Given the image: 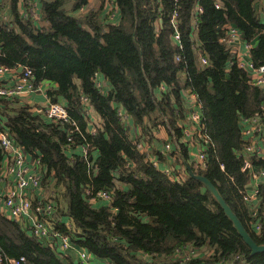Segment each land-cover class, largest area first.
Wrapping results in <instances>:
<instances>
[{
  "label": "trees",
  "instance_id": "1",
  "mask_svg": "<svg viewBox=\"0 0 264 264\" xmlns=\"http://www.w3.org/2000/svg\"><path fill=\"white\" fill-rule=\"evenodd\" d=\"M23 1L30 7L32 0ZM66 1L40 0L34 20L21 15L19 0H8L9 18L0 17V65L29 68L35 87L55 83L48 97L62 101L69 116L67 122L49 120L18 98H0V128L40 160L43 181L54 182V228L111 264H264V251L250 255L212 193L189 175L181 160L189 161V148L178 125L184 97L194 94L198 126L210 142L201 143L203 167L187 164L213 182L253 239L264 244V199L259 196L251 209L242 198L250 180L242 170L245 160L264 169L262 154L245 157L252 137L242 134L244 119L264 116V89L251 83L222 39L232 25L246 42L256 41L249 49L253 66L264 63V22L253 0H110L116 22L101 16L106 0L80 14L74 12L88 0H75L70 9ZM100 77L102 86L96 84ZM81 97L99 118L94 132ZM158 126L179 145L169 140L164 144L172 149L163 151V145L155 152L157 161L167 163L176 155L169 173L138 148L143 137L131 136V127L144 136ZM75 146L84 154H67ZM4 158L0 149V169ZM102 190L111 198L92 200ZM63 215L70 226L60 222ZM186 248L198 254L177 253ZM0 254V264L20 258L19 264H73L2 212Z\"/></svg>",
  "mask_w": 264,
  "mask_h": 264
},
{
  "label": "built area",
  "instance_id": "2",
  "mask_svg": "<svg viewBox=\"0 0 264 264\" xmlns=\"http://www.w3.org/2000/svg\"><path fill=\"white\" fill-rule=\"evenodd\" d=\"M32 4V2L30 3ZM31 6V5H30ZM218 7V3L216 4ZM83 10V8H80ZM23 17H32V19L37 20L39 18V13L33 5L29 7L28 10L20 11ZM175 25V32L173 34V39L179 41V33L177 31V26ZM223 41L231 47L232 52L237 53L234 48H236L237 41L239 42L240 34L239 31L232 25H228L226 29L225 36L222 38ZM199 61L201 65L207 63L204 56L199 55ZM238 61V60H237ZM239 66L244 67V64L240 61ZM253 67V81L255 84L264 89V63L258 67ZM14 70L7 68L4 65H0V98L11 100L14 98H20L23 94L35 91L38 87H35L31 77L32 72L27 67H22L19 74L11 76L13 78L8 79V83H1V79L4 78L6 74L12 73ZM98 86L101 83L100 80H96ZM82 103L86 105V115L89 117L92 109L88 105L86 98L81 97ZM40 111L49 120L69 121V116L64 104L60 102L50 101L46 105H43ZM119 115L122 119H128V116L124 111L119 110ZM258 117L244 119V125L242 129V134L249 140L250 137L254 138V133L261 132L262 126L258 122ZM200 113H193L191 119L197 125H200ZM195 133L197 136V151L195 153L194 163L197 166L203 167L205 160V153L202 149L201 143L209 144L210 140L207 136L201 133L200 127H195ZM250 143L246 146L245 157H248L249 152L255 153L257 155L262 154V149L254 140L251 138ZM142 146L141 143L138 144V148ZM0 149L5 153V158L7 159L6 164L2 165L0 169V177H5L8 175H14L13 182L7 188L5 192H0V212H2L6 217L16 221L20 226L27 230V232L39 241L48 243L52 248H54L59 253H64L66 250L73 246L71 242V234L64 233L54 228L55 223V211L57 209V202L53 192L47 193L44 191L38 194L34 193V190L41 187L43 182V170L40 167V160L38 159H27V155L23 152V149L14 141V139L8 133L5 128H0ZM170 149V144H164L163 151ZM85 151V149H84ZM147 157L149 155L145 153ZM153 164L157 166V162L151 157ZM164 172L169 173V168L162 169ZM242 170L247 171L250 178L249 181H254L255 185L251 192L247 189L243 192V200L250 206L251 209L254 208V201L258 200L259 196L264 199V189L261 188V179L264 178V169H254L252 164L246 159L243 163ZM177 180L180 176L176 177ZM100 198L102 200H109L111 198V192L107 190L98 191L92 200ZM258 229L259 226L257 225ZM178 254L192 255L196 256L198 250L193 248H186V251H178ZM187 256V257H188ZM80 264H91L93 256L90 252L82 249L78 255ZM2 260L0 254V261ZM23 260H10L12 264H19V261Z\"/></svg>",
  "mask_w": 264,
  "mask_h": 264
},
{
  "label": "crops",
  "instance_id": "3",
  "mask_svg": "<svg viewBox=\"0 0 264 264\" xmlns=\"http://www.w3.org/2000/svg\"><path fill=\"white\" fill-rule=\"evenodd\" d=\"M74 1L75 0H69L68 9L71 8V6H72L71 4ZM93 1H95V0H88V4H86L85 6H91ZM106 1L108 2V0H106ZM0 3H1V5H0V17L1 18H9L10 10H9L8 0H0ZM98 4H99V1H98ZM32 5L35 8V10H37V12L39 13L40 6H41L40 0H32L31 6ZM252 6L254 8L255 14L257 15V18L264 22V0H253ZM107 7L112 8L113 12H115L114 16H111L113 14V12L107 16V11H106V10H108ZM18 8H19V11H21L22 9H23V11H26L29 9V7L25 6L23 0H19ZM79 10L80 9H78L77 11H79ZM77 11L74 13L77 14ZM101 16L102 17L106 16V19L110 18L111 22H116L118 19V11L116 8L109 6L105 2L104 10L101 13ZM239 34H240L239 42L237 41V44H236L237 46H236V48H234L237 52V54H236L237 60H238V62L241 61L244 64V68L247 70V72L250 76V81H253V75H254L253 74V67H252L253 64H252L251 58L249 56V49L252 45L255 44L256 41H252L251 43L246 42L243 39V37H242L243 34H241L240 31H239ZM18 68L15 69L12 73L6 74L4 76V78L1 79V83H8V79L13 78V77H10V75L14 76V75L19 74L20 71L18 70ZM99 80L103 82V79L101 77L99 78ZM103 84H105V81L103 82ZM55 87H56L55 83L43 82L38 86L37 90L29 92L27 94H23V96H21L18 100L20 103L28 105L30 107V110L32 112H34L35 114H37V113L43 114L40 111V109L42 108L43 105H46L47 103L50 102L47 91L49 89H52ZM58 101L62 102L60 100H58ZM183 106L185 108V116L178 123L179 126H183V132H182L183 135L181 137V141H183L189 148V155H188L190 157L189 161L194 162L195 153L197 151V144L196 143L198 141L196 133H195V127H197L198 125H197V123L193 122V120L191 119V116L193 113L199 112V107L196 104L195 95L194 94H187L184 97ZM263 110H264V105H263ZM89 118H90V123H89L88 130L90 132H94L96 124L97 125L99 124V118L93 110L90 113ZM129 122L131 123L130 120H129ZM258 122L263 126L264 125V116L258 117ZM245 124H246V122H245ZM152 132H153L154 139H153V141H151L149 143L148 147L150 149L154 148L156 151H162V146H163L164 142H169V140H172V141H174V145L176 146V148L179 150L177 140H173V136H171L169 139L168 132L164 126H158L154 129H152ZM136 133H138V130L135 129V127H131V136L134 137V135ZM256 134H258V135L255 136ZM254 138H255V142L257 143V145H259L261 147L262 156H264V128H262L261 132L254 133ZM254 138L252 137L253 140H254ZM171 147H172V144H170V148ZM23 152H24V150H23ZM84 152L85 151H84V148L82 146H75L72 149H70L67 154H69V155H71V154L83 155ZM26 155H27V159L30 160L31 156L28 153H26ZM171 156H173L174 159L176 160L175 154L171 155ZM152 157L155 161H157L156 155H153ZM166 158L168 159L169 164L173 160L170 157H166ZM181 160L185 166H186L185 162L189 164V161H187L183 157ZM6 161H7V159L4 158L2 165L6 164ZM168 163H167V161H161V160L157 161V167H159L161 169H165V168L169 167ZM172 164H173V162H172ZM178 170L180 171V175L183 174V171H182L183 169H182L181 165H180V168ZM13 179H14V175H8L5 177H0V192H5L7 190V188L13 182ZM53 183L54 182L51 180V178H48L47 180L42 182V185L40 188L34 190V193H36V194H38L39 192L44 193V191L47 193L53 192V194L55 196V193H54L55 189L52 186ZM115 184L117 187L121 186V184L118 181H115ZM254 185H255L254 181H248L246 183L247 191L251 192ZM59 218H60V222L62 221L67 226H70L72 224L71 219L67 215L60 216ZM81 250H82V248H80L78 245L73 244V246L71 248H69L68 250H66V252L60 253V254L67 256L71 260V262H73V264H80L79 259H78V255H79ZM202 250L205 252L208 251L204 248ZM62 260H64V259H62ZM91 264H111V262H109L106 259H100V258H96L93 256V259L91 260Z\"/></svg>",
  "mask_w": 264,
  "mask_h": 264
},
{
  "label": "water",
  "instance_id": "4",
  "mask_svg": "<svg viewBox=\"0 0 264 264\" xmlns=\"http://www.w3.org/2000/svg\"><path fill=\"white\" fill-rule=\"evenodd\" d=\"M243 37V35H242ZM22 66H19L18 70L21 71ZM189 175L195 179H198L205 188L212 193L216 202L221 207L225 216L231 221L233 228L237 232V234L241 237L243 242L249 247L250 255H254L258 252L264 251V244L257 243L251 234L245 229L243 223L238 218L237 214L231 209V207L226 203L224 198L218 192L216 186L211 182L207 177L201 174H195L189 167V165L185 162Z\"/></svg>",
  "mask_w": 264,
  "mask_h": 264
},
{
  "label": "rangeland",
  "instance_id": "5",
  "mask_svg": "<svg viewBox=\"0 0 264 264\" xmlns=\"http://www.w3.org/2000/svg\"><path fill=\"white\" fill-rule=\"evenodd\" d=\"M106 4H108L109 6H111V7H113L112 6V4H111V1H109L108 0V2L106 1ZM98 5V0H95V1H93L92 2V5L91 6H85V8L83 9V10H79V11H77V14H80V13H82V12H87L88 10H91L92 8H94L95 6H97ZM66 6L68 7L69 6V0H67L66 1ZM107 9L108 10H106L107 11V13H109V15L113 12V10H112V8H110V7H107ZM114 13L115 12H113V14L111 15V16H114ZM106 14V13H105ZM99 85H104L103 84V82H101V83H99ZM189 92V91H188ZM124 122H126L127 123V121H128V119H122ZM150 134H146V135H144V136H142L141 135V133H140V131L138 130V133H136L135 135H134V137H132V138H134L135 139V137H139V136H141V137H143L144 139H145V141H141L140 143L142 144V146L140 147V150L141 151H143L144 153H147L148 155H149V157L148 158H150L151 159V157L153 156V155H155V152H156V150L153 148V149H150L148 146H149V143L151 142V141H153V139H154V136H153V132H152V129L150 130V132H149ZM164 145V144H163ZM179 146V145H178Z\"/></svg>",
  "mask_w": 264,
  "mask_h": 264
}]
</instances>
